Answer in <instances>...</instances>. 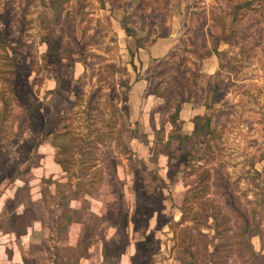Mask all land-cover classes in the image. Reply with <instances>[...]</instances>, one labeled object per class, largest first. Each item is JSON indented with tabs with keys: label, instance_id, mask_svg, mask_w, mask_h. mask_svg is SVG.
<instances>
[{
	"label": "rangeland",
	"instance_id": "obj_1",
	"mask_svg": "<svg viewBox=\"0 0 264 264\" xmlns=\"http://www.w3.org/2000/svg\"><path fill=\"white\" fill-rule=\"evenodd\" d=\"M234 1L0 0L8 264H118L124 250L126 264H264V2L240 0L232 21ZM167 31V53L139 64L137 44ZM134 76L160 93L141 120ZM180 101L205 105L197 132L172 116Z\"/></svg>",
	"mask_w": 264,
	"mask_h": 264
},
{
	"label": "crops",
	"instance_id": "obj_2",
	"mask_svg": "<svg viewBox=\"0 0 264 264\" xmlns=\"http://www.w3.org/2000/svg\"><path fill=\"white\" fill-rule=\"evenodd\" d=\"M154 26H157V25H154ZM164 35L165 36H161L160 39L157 37L153 41H150L146 44L144 42H140L137 44L138 50L136 53V58H137L139 64L143 65L149 59H151L153 57H162L163 55H165L167 53L171 44L174 41H172L173 38L170 37L169 31L165 32ZM166 35H169V36H166ZM170 39H172V40H170ZM133 72L135 74V70H133ZM129 84H130V87H129V94H128L129 99L128 100H129L130 118L135 119V120L136 119L141 120L142 118H146L147 110L152 107V102L150 101L151 100L150 98L153 96V93H147V91H146L147 79L144 78L143 76L137 77V78H136V76H134L133 80ZM142 100H144V101H142ZM149 101L151 104L148 103ZM204 107H205V105L196 104L193 102H189L188 105L183 104L181 106V108L179 109V118H181V120H182V127H184V128L186 127V128H188V130H190V131H188V130L185 131L186 133H195L197 131V128L199 125H197L195 123V116H198L199 114H203L204 110H205ZM192 130L194 132H192ZM163 170H165V169H163ZM3 199H5V198H3ZM173 219H176L175 221L181 220V215L179 214L178 216H174ZM76 223H80V222L77 221ZM30 227H31V223L27 224V228L25 229V232L23 234L30 233V231H29ZM127 232H128L129 239H128L126 246L128 248L129 246L132 245V241L134 239H132V237H131V234L133 235V233H132V230H130V227H129V229L127 228ZM0 234H1V236H0V239H1L0 240V264H8L7 263L8 260L13 262L15 260V257H16L14 245L12 243L10 244V241L15 238L14 236H16L17 233L14 230H9L7 232L0 230ZM79 234H80V231L76 232L75 235L78 236V237H76L74 235V233L71 232V230H68L67 240H69L70 245H76L75 242L78 240V238L80 236ZM254 235H256V233L253 234L252 237ZM3 237H5V238L2 239ZM5 240L8 243L5 244V242H4ZM260 242L261 241H258V243L255 242L256 244L254 242L251 243L252 249L254 252H257L255 250H258V248L256 247L257 244L259 246L260 251H263V249L261 248ZM6 246L10 249L9 253H8ZM208 246H209V244H208ZM96 249H95L96 253H98L97 251L101 252V250H102L99 248L97 250ZM87 250L89 252V255L86 257L81 256V258H85L86 261H88V259L93 254V253H91V251H93L92 246L88 247ZM209 251H210V249H209ZM130 254H131V252H127L125 250L123 252H121L120 253V260H119L118 264H126V261H124V258H128ZM170 259L173 260L174 264H184L178 258V256L176 257L175 255H171ZM79 262H83V261L79 260ZM96 264H99V261H97ZM209 264H213L211 260L209 261ZM226 264H245V263L241 262L239 260H233V261L229 260V262H226Z\"/></svg>",
	"mask_w": 264,
	"mask_h": 264
},
{
	"label": "trees",
	"instance_id": "obj_3",
	"mask_svg": "<svg viewBox=\"0 0 264 264\" xmlns=\"http://www.w3.org/2000/svg\"><path fill=\"white\" fill-rule=\"evenodd\" d=\"M245 2H247V0L244 1V3H245ZM262 2H264V0H262ZM242 4H243V2L240 1V0H236V1H234L233 6H232V11H231V14H232V21L235 20V18H236V14H237L236 10H238L237 8L240 7ZM125 30H128L127 27H125ZM133 66H134V64H133ZM150 93H155L156 95H159V94H160V93L158 94V92H157L156 90H152V89L150 90ZM180 105H181V101H180V103H177V104H176L175 111L172 113V116H174V117L177 118V119H178L177 116H178V112H179V109H180ZM174 121H175L174 119H170V122H171L172 125H175V122H174ZM197 131H198V128H197ZM197 131H196V132H197ZM184 221H186V218H185L184 215H181V220H180V222H179L178 224H181V223H183ZM199 231H200L201 235H203L204 237H207V236L205 235V233L201 231V229H199ZM255 233H256V232H255ZM255 233H253V234H255ZM245 244H246L247 247H249L251 253L253 254L254 251H253V249H252V245H251V243L247 242V243H245ZM207 247H208V243L206 242V243L204 244V251H207ZM177 256H178V258H179L184 264H190L191 260L194 259V255H192V258H191L190 260H189V259H188V260L185 259V257H183L182 255H177ZM251 263H252V262H251ZM252 264H253V263H252Z\"/></svg>",
	"mask_w": 264,
	"mask_h": 264
}]
</instances>
